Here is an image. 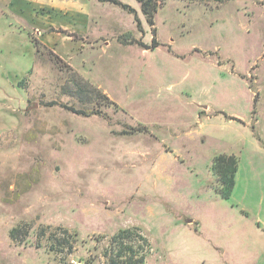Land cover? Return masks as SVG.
<instances>
[{
  "label": "rangeland",
  "instance_id": "rangeland-1",
  "mask_svg": "<svg viewBox=\"0 0 264 264\" xmlns=\"http://www.w3.org/2000/svg\"><path fill=\"white\" fill-rule=\"evenodd\" d=\"M115 1L93 0L109 49L89 75L0 10V264H106L121 229L145 264H264V0L167 1L154 48L140 4Z\"/></svg>",
  "mask_w": 264,
  "mask_h": 264
},
{
  "label": "crops",
  "instance_id": "crops-1",
  "mask_svg": "<svg viewBox=\"0 0 264 264\" xmlns=\"http://www.w3.org/2000/svg\"><path fill=\"white\" fill-rule=\"evenodd\" d=\"M3 8L16 25L13 31L36 29L39 32H36V42L77 72L89 75L100 53L109 49V43L106 45L101 41L108 32L109 19L94 14L93 0H0V10ZM0 15L2 17L3 13ZM139 27L138 31L142 33ZM114 36L119 46L128 44L126 34ZM133 38L130 37L129 45ZM35 51L38 53L33 47Z\"/></svg>",
  "mask_w": 264,
  "mask_h": 264
},
{
  "label": "trees",
  "instance_id": "trees-1",
  "mask_svg": "<svg viewBox=\"0 0 264 264\" xmlns=\"http://www.w3.org/2000/svg\"><path fill=\"white\" fill-rule=\"evenodd\" d=\"M99 2H110L118 4L115 0H98ZM141 7V11L146 18V21L150 27L152 34V45L154 48L157 45L156 30L154 28V15L158 8L162 7L167 1L170 0H136ZM192 1V0H191ZM214 2L222 3L228 0H213ZM122 8L133 12L129 7L122 6ZM133 40L130 41L132 43ZM136 41H133V44ZM34 46L37 52H41L45 48L34 41ZM148 47V46H147ZM149 49V48H148ZM46 50V49H45ZM48 51V50H46ZM49 52V51H48ZM49 54L53 55L49 52ZM54 56V55H53ZM57 63H62L57 57H55ZM76 88L79 91L85 93H94L97 97L103 99L107 103H111L108 97L105 96L99 89L94 88L88 84L82 78L76 75L75 81ZM112 105V103H111ZM211 172L216 177L217 181L223 186V196H228L234 187L235 175L237 172V159L232 155H220L215 157L211 166ZM27 229L16 228L10 232L12 239L17 240L20 237L26 236ZM53 241V240H52ZM57 242V241H55ZM143 240H136V233L130 229H121L113 234L106 242V248L103 252V256L106 260V264H145V257L143 252Z\"/></svg>",
  "mask_w": 264,
  "mask_h": 264
},
{
  "label": "built area",
  "instance_id": "built-area-1",
  "mask_svg": "<svg viewBox=\"0 0 264 264\" xmlns=\"http://www.w3.org/2000/svg\"><path fill=\"white\" fill-rule=\"evenodd\" d=\"M39 34V32H37ZM70 264H81V262L77 261V260H71Z\"/></svg>",
  "mask_w": 264,
  "mask_h": 264
}]
</instances>
